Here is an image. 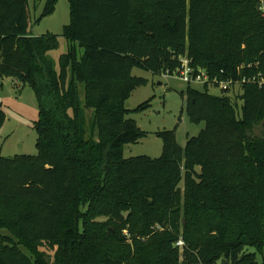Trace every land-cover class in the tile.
Masks as SVG:
<instances>
[{"label":"trees","instance_id":"obj_1","mask_svg":"<svg viewBox=\"0 0 264 264\" xmlns=\"http://www.w3.org/2000/svg\"><path fill=\"white\" fill-rule=\"evenodd\" d=\"M34 1L40 21L59 0ZM68 1L57 69L58 36L31 33L30 0H0V79L38 104L37 155L0 156V264H264V84L242 83L264 75L261 0ZM185 56L239 83L187 84L200 133L182 147L160 132L161 156L125 158L145 136L127 118L147 84L133 69L162 75Z\"/></svg>","mask_w":264,"mask_h":264},{"label":"rangeland","instance_id":"obj_2","mask_svg":"<svg viewBox=\"0 0 264 264\" xmlns=\"http://www.w3.org/2000/svg\"><path fill=\"white\" fill-rule=\"evenodd\" d=\"M44 4L45 1L30 0V30L36 36L47 33L58 36L59 47L48 55L59 69V58L68 49V41L62 36V32L64 26L70 22V2L59 0L55 11L38 21ZM132 74L144 78L147 84L136 88L126 101V108L130 110L127 118L135 120L145 136L136 143L125 145L124 157L158 158L163 151V140L158 134L164 131H175L178 144L185 147L188 138L197 136L205 127L204 122L193 123L188 117L186 99L182 96L187 91V83L175 76L165 78L137 67ZM194 86L203 90V85ZM209 91L213 95H222V90L215 87H210ZM149 100L150 106L147 109L135 111ZM0 109L6 114L5 123L0 128V156L12 158L37 155L35 122L38 120V104L33 89L13 77L1 78ZM92 112L91 109L87 110L88 121ZM1 232L10 234L6 229ZM245 251L256 252V249L248 246ZM258 260L261 261L262 256L259 255ZM216 264L221 263L219 261Z\"/></svg>","mask_w":264,"mask_h":264},{"label":"built area","instance_id":"obj_3","mask_svg":"<svg viewBox=\"0 0 264 264\" xmlns=\"http://www.w3.org/2000/svg\"><path fill=\"white\" fill-rule=\"evenodd\" d=\"M264 0H261V10L264 12ZM162 76L167 78L175 76L180 80L191 85H205L208 84L210 87H215L220 90H230L233 85H237L239 82H234L232 79L229 80H220L217 77L211 78L207 72L201 68H195L191 65V60L189 58L181 57L180 66L173 72L166 71L162 73ZM245 82H254L258 83L260 86L264 84V75L259 73L257 76L244 78L242 83ZM183 241H179L178 245H182Z\"/></svg>","mask_w":264,"mask_h":264},{"label":"water","instance_id":"obj_4","mask_svg":"<svg viewBox=\"0 0 264 264\" xmlns=\"http://www.w3.org/2000/svg\"><path fill=\"white\" fill-rule=\"evenodd\" d=\"M257 134H260V130L259 129H257ZM226 261L225 260H223V264L225 263Z\"/></svg>","mask_w":264,"mask_h":264}]
</instances>
